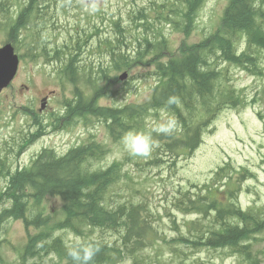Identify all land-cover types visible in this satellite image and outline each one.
I'll list each match as a JSON object with an SVG mask.
<instances>
[{"label":"trees","instance_id":"1","mask_svg":"<svg viewBox=\"0 0 264 264\" xmlns=\"http://www.w3.org/2000/svg\"><path fill=\"white\" fill-rule=\"evenodd\" d=\"M46 1L55 5L64 0ZM172 1L175 27L189 34L204 0ZM34 8L35 0L29 3L26 15ZM45 11L51 14L47 4ZM131 17L135 28L141 24L144 32H125L120 20L112 35L96 29V57L86 56L82 47L87 44L94 49L92 33L80 35L74 48L63 46L68 56L60 72L80 87L75 100H66V114L58 122L73 125L78 117L94 115L110 120L115 138L132 129L148 131L158 145L153 157L136 160L135 171L125 168L130 156L97 167L96 161L107 152L102 145L88 142L65 154L44 149L30 166L18 169L19 162L11 164L12 157H19L24 147L11 144L0 155V264H5L2 233L8 222L18 219L28 230H36L29 231L19 254L20 264L44 258L49 264H73L67 250L77 239L98 243L100 251L92 264H208L198 256L203 250L221 258L232 255L233 264H263L258 244L264 233V204L245 208L239 201L242 182L254 175L248 167L227 162L207 184H192L194 189L172 184L165 189L162 210L154 207L148 183L153 178L151 168L172 169L182 149L198 146L220 110L242 104L231 82V66L264 75V0H229L214 31L195 43L183 40L180 50L173 52L164 32L152 27L155 23L144 9H137ZM138 67L145 71L142 78L156 81L144 102L112 106L98 102L99 97L114 93L119 76L112 71ZM136 75L125 81L128 90ZM169 98L174 103L169 104ZM162 109L178 121V129L171 135L155 133L148 125L152 113L161 120ZM227 182V187L218 185ZM48 198L62 200L60 218L53 220L45 214L43 201ZM178 212L193 218L180 220ZM94 229L111 234L94 238Z\"/></svg>","mask_w":264,"mask_h":264},{"label":"rangeland","instance_id":"2","mask_svg":"<svg viewBox=\"0 0 264 264\" xmlns=\"http://www.w3.org/2000/svg\"><path fill=\"white\" fill-rule=\"evenodd\" d=\"M18 1L7 0V3L11 6H16L15 3L21 6L22 3ZM165 1L167 0H64L57 8H54L52 4L54 10L52 15L49 11L44 13L43 18H35L37 15L33 10L31 23L22 30L19 28L17 38L13 39L22 59L20 70L11 85L0 93V155L4 156V149L7 148L5 146L10 136L17 135L19 131H15L18 128L21 129L28 121V117L24 115L25 112L35 113L41 118L45 114L44 118H47L64 111V101L66 97L73 96L74 85L60 72L68 56L66 51L62 50L64 47L61 44L64 46L77 45L76 40L71 39L72 36L78 38L79 33L83 37L89 35L93 32L91 27L94 22L96 26L98 24V27H103L105 31L110 30L108 34H111V28L114 27L117 16L122 17V21L128 24L130 11L143 7L149 19L154 21L159 29L165 30L167 40L169 39L167 43L169 42L172 49L170 50L173 52L182 46L183 40L197 42L202 39L205 32L213 30L220 23L228 3V0H204L197 11L192 30L186 34L172 25H165L168 22L176 25V19L168 17L174 12V4ZM93 3L97 5L98 11L90 13L88 9ZM15 14H17L16 11ZM11 19L10 16L5 20L0 15V23H2L0 41L2 42L9 36L13 24ZM38 30L42 31L38 34ZM90 44L94 47L92 51L95 54L98 51L96 37H92ZM56 46L59 47V51L53 54L52 50ZM87 48L88 46H85L84 53L89 52ZM98 54L93 56L96 57ZM57 55L58 59H56ZM123 70H128L130 74L140 72L139 67L134 70ZM123 70L112 71L111 74L119 75ZM231 70L234 77L233 85L242 90L248 101L237 108H227L221 111L212 127L202 135L198 146L191 151L182 150L174 168L150 169L149 172L152 173L153 178L148 183L151 190L149 195L154 200L153 205L156 209L162 210V204L165 203L167 196L166 188L170 189V186L175 184L194 189L192 184H206L213 178L214 170L226 161L238 168L248 167L254 172L253 177H246L242 182V191L239 194L241 205L246 208L255 203L264 204V75L254 76L235 66H231ZM154 81V79L146 81L136 75L128 91L125 88L127 86L121 80L116 81L114 93L111 96H101L98 101L100 104L109 106L115 103L144 102L149 94L147 90ZM42 106L45 108H42L40 112ZM167 116H169L167 110L162 109L160 110L161 120L156 119L154 114H150L148 122L154 127L163 122ZM101 121L93 115H88L78 118L75 124L58 131L51 127L47 129L48 133L45 136L29 144L18 160L21 164L30 166L37 152L45 147L56 148L59 153H65L72 146L94 138L110 146V151L102 159L101 164L107 165L114 160L130 156L122 143L124 135L112 140L107 128L98 123ZM41 129L44 132V125ZM132 159L139 160L140 158ZM12 160L14 161V158ZM13 161L11 164L14 163ZM127 168L133 167L129 165ZM1 184L4 185L3 180ZM218 185L223 187V184ZM62 205V200L59 198H48L43 201L45 214L50 215L53 220L59 217ZM178 217L180 220L193 218L192 215L181 212H178ZM164 219L167 220V217ZM29 231L35 232L36 230L32 227L28 230L21 219L8 222L6 230L2 233V237L6 240L1 238L3 240L1 243L5 242L1 248L5 264H20L19 254L28 241ZM110 234L101 229H94L91 237L97 238ZM68 237L76 240L77 236L69 233ZM260 237L258 249L263 252L262 258L264 259V233ZM165 253L167 254L166 249ZM198 256L204 257L203 260L208 264H233L235 260L232 255H224V258H221L205 250L199 252ZM28 262L29 264L34 262V264H49L45 258L43 261L34 259ZM119 264H126V262Z\"/></svg>","mask_w":264,"mask_h":264},{"label":"clouds","instance_id":"3","mask_svg":"<svg viewBox=\"0 0 264 264\" xmlns=\"http://www.w3.org/2000/svg\"><path fill=\"white\" fill-rule=\"evenodd\" d=\"M88 11L95 13L98 7L95 3L91 4ZM169 104L174 103L172 98ZM178 129V121L174 116H167L163 122L154 126L152 131L158 134L171 135ZM125 150L133 157H147L158 147L153 136L143 132L129 131L122 137ZM100 251V247L95 241L83 242L79 239L75 241L67 250V255L73 264H92L94 257Z\"/></svg>","mask_w":264,"mask_h":264},{"label":"water","instance_id":"4","mask_svg":"<svg viewBox=\"0 0 264 264\" xmlns=\"http://www.w3.org/2000/svg\"><path fill=\"white\" fill-rule=\"evenodd\" d=\"M19 58L11 44L0 48V91L13 80L18 70Z\"/></svg>","mask_w":264,"mask_h":264}]
</instances>
